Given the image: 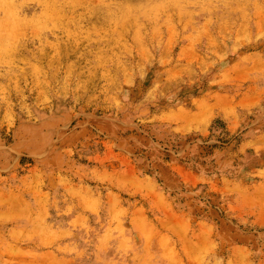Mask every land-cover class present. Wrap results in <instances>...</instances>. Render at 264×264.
Here are the masks:
<instances>
[{"label": "rangeland", "instance_id": "rangeland-1", "mask_svg": "<svg viewBox=\"0 0 264 264\" xmlns=\"http://www.w3.org/2000/svg\"><path fill=\"white\" fill-rule=\"evenodd\" d=\"M0 264H264V0H0Z\"/></svg>", "mask_w": 264, "mask_h": 264}]
</instances>
